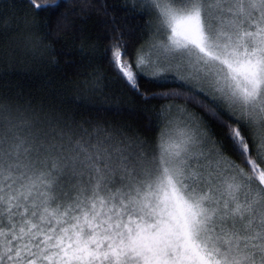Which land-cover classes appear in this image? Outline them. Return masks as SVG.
<instances>
[{
	"label": "snow or ice",
	"instance_id": "obj_1",
	"mask_svg": "<svg viewBox=\"0 0 264 264\" xmlns=\"http://www.w3.org/2000/svg\"><path fill=\"white\" fill-rule=\"evenodd\" d=\"M20 2L0 10V264H264V0ZM69 33L70 67L97 65L77 110L9 86ZM100 64L148 107L109 103Z\"/></svg>",
	"mask_w": 264,
	"mask_h": 264
},
{
	"label": "trees",
	"instance_id": "obj_2",
	"mask_svg": "<svg viewBox=\"0 0 264 264\" xmlns=\"http://www.w3.org/2000/svg\"><path fill=\"white\" fill-rule=\"evenodd\" d=\"M9 0H0V10L2 6L8 3ZM43 2V0H40ZM110 4L119 5L121 0H107ZM18 9L15 12L17 17L31 16L29 9L17 0ZM11 15V14H10ZM41 26H43L46 19V14L43 12L36 18ZM96 18L93 17V20ZM15 27V24H13ZM92 42L98 43L101 47L103 41H97L96 37L101 34V29L98 25H92ZM10 35H16L11 33ZM2 41V37H0ZM80 41L75 39L71 33L67 34V39H61L57 42L58 50L63 48L66 54H61L59 64L56 66H50L47 62L32 61L27 57L20 58L17 63V69L27 68L28 71H17L10 77V87L15 89H22L26 98H31L36 103L49 104L53 103L56 98L63 97L65 103L62 105L66 111L77 110V104H74L73 98L78 96L84 90V81L88 75L97 67L95 63L89 65L83 62L84 66L79 69L70 67L73 64H80L82 61L80 57L71 49L79 47ZM2 67V66H0ZM99 68L104 71L109 78V90L108 97L109 103L115 102L112 98L123 101L127 107H132L139 110H143L148 107L141 101L136 99L132 92L128 90L125 85L118 79L114 78V74L108 68L106 64H100ZM142 83H144L142 81ZM147 86V85H145ZM0 91H3V81H0ZM97 102H103V98H99ZM82 111V109H81ZM111 119V117H109ZM119 122L130 125L133 128H139L140 123L134 119H120Z\"/></svg>",
	"mask_w": 264,
	"mask_h": 264
}]
</instances>
